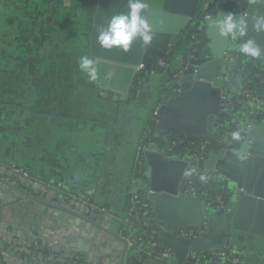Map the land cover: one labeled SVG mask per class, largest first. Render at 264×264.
I'll list each match as a JSON object with an SVG mask.
<instances>
[{"label": "crops", "instance_id": "0c3cea01", "mask_svg": "<svg viewBox=\"0 0 264 264\" xmlns=\"http://www.w3.org/2000/svg\"><path fill=\"white\" fill-rule=\"evenodd\" d=\"M113 2L0 0V174H8L10 180L27 186L46 201L83 214H89L88 203L101 211L99 215L94 210L90 214L102 227L17 192L2 194L6 204L0 225L3 254L17 258L11 255L15 248L4 244L6 236L14 237L20 249L25 243L33 245L37 238L38 247L47 254L46 261L31 262L25 252L19 251L18 264H70L67 257L75 253H80L86 264H122L123 244L111 232L129 243L136 237L126 220L130 190L143 184L136 173L135 157L147 125L154 122L156 127L162 121L158 109L175 94L157 101L163 85V74L157 72L160 75L148 78L136 98L133 89L123 101L101 90L80 71L79 58L93 57L95 24L97 28L106 26L119 10ZM251 3L238 0L234 10L245 13ZM240 43L237 41L236 49ZM226 61L231 69L234 60ZM228 76L232 81L225 92L233 98L242 91L243 81L238 75ZM190 87L187 84L183 89ZM223 104L219 115L209 116V130H215L221 121L241 126L255 109L249 100L239 101L238 106L226 101ZM151 147L161 148L156 142ZM232 155L235 162L226 154L216 162L237 179L242 173H238L237 155ZM179 159L193 165L188 156ZM182 193L187 194L184 188L175 198ZM155 195L159 205L174 198L167 193ZM234 200L232 195L223 214L204 203L202 225H211L219 216L230 220ZM175 209L182 219L189 220L193 215L190 206L178 209L176 205ZM119 221L129 227L121 230ZM230 238L231 245L226 249L237 264H264V237L233 229ZM131 250L129 245L124 264ZM149 264L161 263L150 260Z\"/></svg>", "mask_w": 264, "mask_h": 264}, {"label": "water", "instance_id": "95a60500", "mask_svg": "<svg viewBox=\"0 0 264 264\" xmlns=\"http://www.w3.org/2000/svg\"><path fill=\"white\" fill-rule=\"evenodd\" d=\"M113 1V3L116 2V9H119L117 14L127 12V0ZM221 2H223V7L218 8L217 5ZM224 2L225 0H148L147 15L150 18L155 39L152 45L147 48L142 47L140 41H136L127 53L117 49L110 51L102 49L96 42L98 29L96 23L92 35L91 54L97 60L98 79L93 82L101 90L112 92L119 96L120 100L126 101L133 90L134 81L140 74L139 71L145 59H156L166 49L176 51L178 48L180 50L179 46L184 32L189 29L194 21L197 22L196 18L200 14L212 12L213 17L201 20L205 26V35L208 39L205 47L207 52L205 50L199 52V47L195 51L191 48L181 50L182 59L180 63L174 66V71H180L187 65L188 69L177 78H174L172 73L168 74L167 79L171 81L170 86L180 87V91L174 93L175 96L170 97L167 103L160 106L158 115L162 116L163 119L155 127V130L158 131H171L184 136L209 135L213 131L208 129L209 116L219 115L222 106H224V101L234 105L231 103L230 95L225 92L226 87L232 81L228 75L230 73L234 75L229 67V62L226 61V59H230L228 54L236 49V43L239 40L243 42L248 38H253L257 43L264 46V32L258 34L252 27L253 17L264 15V4L251 3L247 9L245 8V13H241L228 8ZM229 13H234L237 17L248 20L247 36L233 40L231 37L225 38L219 35L214 26L215 21L222 19ZM162 78L161 83L163 84L164 76ZM187 84H190L191 87L183 89ZM161 88L162 85H160ZM134 90L133 97L136 98V89ZM160 99L159 95L157 101ZM251 102L255 109L243 125L232 126L223 121L217 125V128L224 125L226 127L231 126L230 129L234 131L241 130V142L234 141L229 148L211 150L207 158L202 161L203 169L212 172L213 180L227 181L233 196L236 197L231 207L230 220H227L228 216H219L211 225L203 226L202 220L205 215L203 206L206 201L183 193L179 195L180 197L175 198L184 188L182 183L184 185L185 180L191 177L185 175V172L192 169L193 165L188 166L189 161L184 159L165 157L163 148L151 147L154 142L146 146L143 151V162L147 170L144 171L142 178H138L143 184L141 187L139 185L133 187L130 194L142 193L144 198L151 203L156 220L166 223V226H162L159 231L158 239L162 247L172 250L176 264H196L188 260V255L193 250L199 252L229 251L226 249V245H231L230 235L233 229L248 231L264 237V119H258L260 107L254 101ZM238 104L234 106H238ZM232 153H243L247 156V159L243 161L236 157L238 173H242L237 179L232 177V174L222 166V163L218 165L216 162L218 157H223L225 154L231 156L230 161L235 162ZM232 162L230 163L233 164ZM197 163L193 162L196 165ZM198 168L197 166V171ZM11 192H17L34 201L67 211L94 225L101 226L97 223L96 217H92L90 214L94 210L95 214L99 215L100 209H94L86 200L84 201L88 203L89 214H83L73 210L72 207L41 199L27 186L18 185L15 180H10L8 174H0V225L6 205L1 195H7ZM158 193H167L174 198H170V203L159 205L155 200V194ZM91 202H94L93 199ZM176 205L178 209L181 206H190L192 211L189 212L193 214L192 217L189 220L182 219L180 212L175 209ZM215 212L220 214V212ZM123 217H126V213ZM128 227L127 224L119 221L121 230H126ZM179 227L182 229L196 227L203 228V230L197 239H191L179 233L181 230ZM111 234L123 244L121 262L124 264L125 254L130 243L124 237L118 236V233L111 232ZM132 242L136 243V237ZM0 256L3 260L2 264H7L2 247L0 248ZM48 256L51 257L52 255L49 253ZM37 258L39 262L38 255Z\"/></svg>", "mask_w": 264, "mask_h": 264}, {"label": "built area", "instance_id": "2783aa9c", "mask_svg": "<svg viewBox=\"0 0 264 264\" xmlns=\"http://www.w3.org/2000/svg\"><path fill=\"white\" fill-rule=\"evenodd\" d=\"M227 1H233V0H225L224 3L227 5ZM238 1V0H235ZM223 2L217 5L218 8L223 7ZM213 17L212 12H204L196 18L197 22H201L206 18ZM187 31L184 32L180 50L172 51L171 49L163 50L160 54V58L158 59L156 65L157 67H162L161 74L164 76V82L163 87L169 88L170 87V80L167 79L168 74L172 73L174 78L180 77L182 73H184L188 69V65L184 68H181L180 71H174V66L176 64H173L172 61L173 57L177 54L181 55V50H185L186 48H191L193 51L199 47V35L198 34H187ZM233 54H228L229 58ZM169 59V62L166 61V59ZM142 73V74H141ZM157 71L155 68H145V65L143 64L140 68V74L142 75L138 79L137 87H136V94H139L147 81L148 78L152 77L154 74H156ZM264 80H262L263 82ZM173 93H177L180 91V87H172L171 88ZM246 96L249 100L254 101L259 107H262L264 105V100L257 97L252 96L250 92L246 91ZM259 113V112H258ZM234 132L233 129H231L228 132V135L231 136V133ZM219 142H223V140H220ZM233 140H228L225 142V147L229 148L233 145ZM211 144V141L209 139H205L202 141L201 139L197 141H187L183 137H180L179 139L171 140L167 146V149L164 150V153L168 156L174 157V158H181L188 156L193 160V162L203 161L204 158V152L206 151L208 145ZM183 147L181 151H183L185 154H179L176 152V149L178 147ZM146 149V146L140 143L138 147V151L135 157L136 162V168H138V165L140 164L141 159H143V151ZM193 168L197 169V165L193 164ZM17 171H22L21 169H17ZM202 173L208 175L210 178L213 177L212 172L209 170L203 169ZM187 178L184 182V191L188 195L196 196L198 197L197 188L193 186L192 180H188ZM221 187H224L222 185ZM203 193H205L203 191ZM199 198V197H198ZM205 200V199H204ZM214 204L210 202H206L209 205H211L215 211L221 212L222 210L226 209L227 204L226 200L221 195H215L214 197ZM130 202L132 203L131 206L127 209L128 216L130 217H140L141 218V235H136V244L130 241V246L134 248L135 255L141 260L143 257H145V261L147 264H149L150 260H154L156 262H159L161 264H176L175 258L173 256L172 250L170 248H164L161 246L160 241L158 239L159 231L161 230L162 226L160 228H154L151 227V218L154 214L151 208V203L145 199L144 197H141L139 193H133L130 196ZM155 216V215H154ZM156 219V218H155ZM127 222L129 223L128 217L126 218ZM130 224V223H129ZM202 228H196V227H187L180 230L179 233L187 236L191 239H197ZM143 234H147L149 239L148 243L146 244V239L143 238ZM39 240L36 238L33 241V245L35 247H38ZM138 243V244H137ZM229 250V249H228ZM229 252V251H228ZM53 255H58L59 253ZM32 257L37 256L36 252H31ZM58 257L66 258L64 256L58 255ZM220 257V259H219ZM70 260V264H86L84 262L81 263V260L83 259L80 253H75L73 256L67 257ZM188 260L192 261L196 264H237V260L233 255H227L226 250H221L218 252L211 251V252H199L197 250H193L188 255ZM35 262V261H34ZM1 264V263H0Z\"/></svg>", "mask_w": 264, "mask_h": 264}, {"label": "trees", "instance_id": "16d2710c", "mask_svg": "<svg viewBox=\"0 0 264 264\" xmlns=\"http://www.w3.org/2000/svg\"><path fill=\"white\" fill-rule=\"evenodd\" d=\"M237 1H227V7L234 9L235 4ZM188 35L190 34H198L199 35V49L198 51L201 52L203 50L206 51V42L208 39L206 38L205 35V26L202 24V22H193V24L190 25L189 29L186 32ZM207 52V51H206ZM231 54H233L230 57V60H234L232 62V72L235 76H240L243 81V88L242 91L234 96L232 98V102L234 105L238 104L239 101H248V97L246 96V91L250 92L252 96H257L261 99L264 100V63L263 59L259 60H253L250 58H245L242 54L239 53L238 48L235 49L234 51H231ZM160 56H158L156 59H150L146 58L144 61V65L146 69L150 68H155L157 72H161L163 69L162 67H157L156 63ZM173 60V59H172ZM167 62H169V59H166ZM171 62V61H170ZM142 74V73H141ZM138 74L134 81V87L133 89H136V85L138 83L139 77L142 75ZM173 86L171 85L169 89L165 88L162 86L160 89V97L162 98H169L170 96L174 95L172 92L171 88ZM135 91V90H134ZM258 119L262 120L264 119V105L259 108V114H258ZM230 127H226L224 125L219 126L217 129L213 130L209 135L207 136H184V135H179L177 133H164V132H157L155 130V123L154 122H149V124L146 127V131L144 133V137L142 138L141 143L145 146H148L152 142L158 143L163 150L167 149V146L171 140L179 139L180 137H183L187 141H197L201 139L204 141L205 139H209L211 141V144L208 145L206 151L204 152V158H207L209 152L211 150H220L223 147H225V142L228 140H232L231 136L228 135V132L231 130ZM220 140H223V142H219ZM183 147H178L176 149L177 153H181L182 155L185 154L182 150ZM144 160L141 159L140 164L138 165V168H136V173H138V176L141 177L143 175V172L145 170V164L143 162ZM198 168V173H202L203 167H202V161H198L197 163ZM188 180H192L193 186L197 188L198 192V197L205 199L206 202L214 204V197L215 195H221L225 200L227 207L226 209L222 210L220 214H223L225 211L229 209L231 197L233 193L231 192L230 186L227 183V181H214L213 178H210L207 183H202L198 175H192ZM224 185V187H221ZM203 191L205 193H203ZM141 197H144L142 193H139ZM131 196V194H130ZM130 196L127 201V209L129 206L132 205L130 202ZM129 223L132 227V229L135 231V234L140 236L142 233L140 231L141 229V218L140 217H130L128 216ZM151 227L154 228H160L161 223L155 219L154 214L152 215L151 218ZM129 225V224H128ZM203 230V228L201 229ZM144 239H146V244L148 243V235L143 234L142 235ZM1 240V239H0ZM136 244V243H135ZM138 244V243H137ZM1 248V246H0ZM30 251L31 252H36V254L40 258V254H43L44 258L47 257V254L39 247H35L34 245L30 246ZM227 255H233L231 252L227 251ZM58 258V257H57ZM26 259L31 262H38L37 256L32 257V255L29 253V255L26 254ZM220 259V257H219ZM46 261V259H44ZM84 262V260H81V263ZM0 263H3V260L0 256ZM126 264H147L145 261V257H143L141 260L135 255L134 248H132L130 254L128 255L126 259ZM208 264H213V263H208Z\"/></svg>", "mask_w": 264, "mask_h": 264}, {"label": "clouds", "instance_id": "9594fccd", "mask_svg": "<svg viewBox=\"0 0 264 264\" xmlns=\"http://www.w3.org/2000/svg\"><path fill=\"white\" fill-rule=\"evenodd\" d=\"M254 4H264V0H252ZM149 8L148 0H127V12L113 15L106 26L97 29L96 42L104 50L117 49L122 52H129L136 41H140L142 47H150L155 39L150 18L147 15ZM253 30L256 33L264 32V15L253 17ZM221 37H231L233 40L247 36L248 20L237 17L234 13L217 19L214 24ZM238 51L245 58L253 60L264 59V46L260 45L253 38L244 40L238 46ZM78 67L85 73L89 80L98 79L97 60L89 55L79 58ZM231 139L241 142L242 132L236 130L231 133ZM237 159L243 161L247 156L243 153H236ZM198 175L202 183H207L210 177L204 173H198L196 168L186 170L185 175Z\"/></svg>", "mask_w": 264, "mask_h": 264}, {"label": "rangeland", "instance_id": "374dc122", "mask_svg": "<svg viewBox=\"0 0 264 264\" xmlns=\"http://www.w3.org/2000/svg\"><path fill=\"white\" fill-rule=\"evenodd\" d=\"M181 59H182V56L180 55V54H177V55H175L174 57H173V60H172V62H173V64H177V63H180L181 62ZM155 76L157 75V76H159L160 74L159 73H156V74H154ZM153 75V76H154ZM146 83L147 82H145V84H144V86L146 85ZM77 201V200H76ZM214 209V208H213ZM4 244L5 245H8V246H10V247H14L15 249H14V251H13V253L11 254V255H15V256H17V258H11L10 256H8V255H6L5 256V261L6 262H8V264H11L12 262H14L15 261V264H18V261H19V257H18V255H17V253L20 251L21 253L22 252H25L27 255H29V253L31 254V251H30V246H31V244L30 243H25L24 245H23V248H18L17 246H19L20 244H18V242L16 241V239L14 238V237H12V236H6L5 238H4ZM30 244V245H29ZM40 259H42V261H43V259H44V256H43V254H40ZM63 260V259H62ZM27 261H30V259L29 260H27ZM23 264V263H22Z\"/></svg>", "mask_w": 264, "mask_h": 264}]
</instances>
